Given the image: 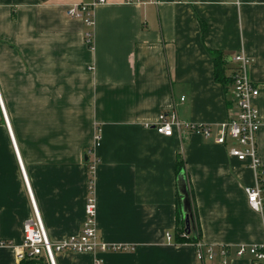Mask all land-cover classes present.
Listing matches in <instances>:
<instances>
[{
	"label": "crops",
	"instance_id": "1",
	"mask_svg": "<svg viewBox=\"0 0 264 264\" xmlns=\"http://www.w3.org/2000/svg\"><path fill=\"white\" fill-rule=\"evenodd\" d=\"M97 1L0 0V96L13 133L0 107V264L23 260L30 191L53 242L82 232L94 197L99 237L127 247L62 252L56 264H203L196 244L175 241L179 161L203 244L263 243L264 218L245 192L254 173L230 156V141L215 142L231 95L210 51L232 58V69L240 52L253 61L264 165V0H106L93 26L66 16ZM171 111L212 136L158 134L159 116Z\"/></svg>",
	"mask_w": 264,
	"mask_h": 264
},
{
	"label": "built area",
	"instance_id": "2",
	"mask_svg": "<svg viewBox=\"0 0 264 264\" xmlns=\"http://www.w3.org/2000/svg\"><path fill=\"white\" fill-rule=\"evenodd\" d=\"M126 1L133 3L140 0ZM104 3L106 0H98L90 5H73L66 10V16L71 19H80L88 26H93L95 23L93 10L98 4ZM233 62L235 67L230 73L232 86L229 90L231 103L228 109V120L220 126L215 142L219 145H226L230 141L233 144L230 156L247 164L253 171L255 184L247 187L245 192L249 206L264 218V184L261 181L264 165L258 153V135L262 121L254 103L259 96V88L249 75L252 59L240 52L233 57ZM0 107L10 133L13 135L1 96ZM155 130L165 137H172L176 134L183 136L186 132L199 134L205 138L212 136V128L209 125L182 122L175 111L162 113ZM100 142L101 136H98L94 148L99 147ZM95 164L96 162H93L90 167L92 174ZM30 195L34 205L35 219L27 222L24 227L23 250L18 255L21 259H24L26 255L46 256L50 264H56V256L62 252L100 255L127 249L126 246L106 243L99 237L95 219L97 203L94 197H91L87 203L86 221L82 232L63 241L53 242L48 236L31 191ZM166 236L169 241L172 239L171 234L167 233ZM195 244L197 259L203 264L207 262L209 264H232L234 261L245 258L249 264H264V242L251 246L242 245L234 251L228 246L216 248L206 246L202 242Z\"/></svg>",
	"mask_w": 264,
	"mask_h": 264
},
{
	"label": "trees",
	"instance_id": "3",
	"mask_svg": "<svg viewBox=\"0 0 264 264\" xmlns=\"http://www.w3.org/2000/svg\"><path fill=\"white\" fill-rule=\"evenodd\" d=\"M210 54L215 64L216 80L224 86L226 92L228 93L230 90V87L232 86V79L230 77V73L233 69L229 66L230 63L227 61V58H224L220 52L210 51ZM263 172H264V168H263ZM182 173L186 176V179H188L186 164L183 161H179L178 168H177L178 177ZM261 181L264 184V173H263V178ZM93 182H94V176L90 172V185L91 186L93 185ZM187 184H188L189 193H190L191 202H192V216L190 218L191 219V233L188 234L186 230V221H185V217L181 210V196L178 192L179 210H178L177 228H176V233H175V241L178 244H185V243L195 244V243L201 242V238H202V229H201L200 221L198 218V211L195 205L194 192L192 188L190 187L188 180H187ZM20 264H46V263H45V259L41 258L40 256L26 255Z\"/></svg>",
	"mask_w": 264,
	"mask_h": 264
},
{
	"label": "water",
	"instance_id": "4",
	"mask_svg": "<svg viewBox=\"0 0 264 264\" xmlns=\"http://www.w3.org/2000/svg\"><path fill=\"white\" fill-rule=\"evenodd\" d=\"M227 61L231 62L232 58H228ZM178 189H179V194L181 196L182 213L186 221V230L188 234H190L191 233V219L190 218L192 216V202H191V196H190L189 188L187 184V179L183 173L178 177Z\"/></svg>",
	"mask_w": 264,
	"mask_h": 264
},
{
	"label": "rangeland",
	"instance_id": "5",
	"mask_svg": "<svg viewBox=\"0 0 264 264\" xmlns=\"http://www.w3.org/2000/svg\"><path fill=\"white\" fill-rule=\"evenodd\" d=\"M238 262H242V261H237V262H234L233 264H238ZM207 264H209V263L207 262Z\"/></svg>",
	"mask_w": 264,
	"mask_h": 264
}]
</instances>
